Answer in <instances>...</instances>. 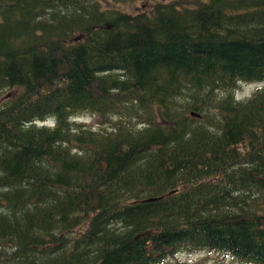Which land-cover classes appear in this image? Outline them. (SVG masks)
<instances>
[{"label":"trees","instance_id":"obj_1","mask_svg":"<svg viewBox=\"0 0 264 264\" xmlns=\"http://www.w3.org/2000/svg\"><path fill=\"white\" fill-rule=\"evenodd\" d=\"M256 81L264 0H0V264H264V85L234 99Z\"/></svg>","mask_w":264,"mask_h":264},{"label":"rangeland","instance_id":"obj_2","mask_svg":"<svg viewBox=\"0 0 264 264\" xmlns=\"http://www.w3.org/2000/svg\"><path fill=\"white\" fill-rule=\"evenodd\" d=\"M104 8H119L130 12L137 13L151 9L158 2H168L171 0H100ZM242 90L238 91V96L243 99L249 97L256 89L257 83L247 84ZM86 114L81 115L80 123L91 125L92 127H98L101 129H109L115 122L123 120L124 122L135 124L138 118L134 116V113L126 111L122 114H109L105 117L90 116ZM164 264H239L237 260L232 259L231 256L225 255L218 251H201L199 253L190 254L182 253L176 257H171Z\"/></svg>","mask_w":264,"mask_h":264},{"label":"bare ground","instance_id":"obj_3","mask_svg":"<svg viewBox=\"0 0 264 264\" xmlns=\"http://www.w3.org/2000/svg\"><path fill=\"white\" fill-rule=\"evenodd\" d=\"M113 1V0H112ZM123 1V0H122ZM115 2V1H114ZM120 8V7H119ZM102 9V8H101ZM122 9H124V8H122ZM255 83V82H254ZM256 83H257V81H256ZM238 84V83H237ZM236 84V85H237ZM246 86H248V85H246ZM256 93V92H255ZM229 94V93H228ZM239 94V93H238ZM231 95V94H230ZM228 99V98H227ZM222 100V99H221ZM210 102V101H209ZM87 115H89V114H87ZM77 116V115H76ZM83 116V115H82ZM46 119V118H45ZM73 120V119H72ZM138 121V120H137ZM84 123V122H83ZM47 127V126H46ZM94 127V126H93ZM99 127V126H98ZM261 182V181H260Z\"/></svg>","mask_w":264,"mask_h":264},{"label":"water","instance_id":"obj_4","mask_svg":"<svg viewBox=\"0 0 264 264\" xmlns=\"http://www.w3.org/2000/svg\"><path fill=\"white\" fill-rule=\"evenodd\" d=\"M148 201H153V200H156V198L155 197H151V198H149V199H147Z\"/></svg>","mask_w":264,"mask_h":264}]
</instances>
